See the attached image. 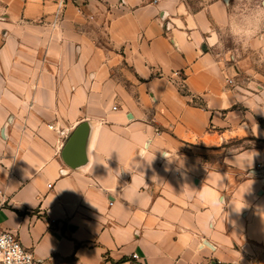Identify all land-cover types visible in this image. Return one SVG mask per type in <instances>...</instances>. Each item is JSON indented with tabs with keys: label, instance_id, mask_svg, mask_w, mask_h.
I'll list each match as a JSON object with an SVG mask.
<instances>
[{
	"label": "crops",
	"instance_id": "crops-1",
	"mask_svg": "<svg viewBox=\"0 0 264 264\" xmlns=\"http://www.w3.org/2000/svg\"><path fill=\"white\" fill-rule=\"evenodd\" d=\"M231 5L69 0L55 24L59 0H0V227L45 264L258 254L264 92L223 59ZM82 122L72 168L62 151Z\"/></svg>",
	"mask_w": 264,
	"mask_h": 264
},
{
	"label": "rangeland",
	"instance_id": "rangeland-1",
	"mask_svg": "<svg viewBox=\"0 0 264 264\" xmlns=\"http://www.w3.org/2000/svg\"><path fill=\"white\" fill-rule=\"evenodd\" d=\"M185 1L196 10L211 0ZM231 9L232 25L220 42L223 59L237 84L264 92V0H232ZM259 120L264 125V113ZM246 264H264V248Z\"/></svg>",
	"mask_w": 264,
	"mask_h": 264
},
{
	"label": "built area",
	"instance_id": "built-area-1",
	"mask_svg": "<svg viewBox=\"0 0 264 264\" xmlns=\"http://www.w3.org/2000/svg\"><path fill=\"white\" fill-rule=\"evenodd\" d=\"M68 1L59 0L58 10L55 14V24L61 19ZM73 1L75 2L76 0ZM180 75L181 72L176 71L172 77L175 79L180 77ZM0 193L2 192L0 191ZM3 201L0 204H3ZM134 257L137 258L138 255L134 254ZM0 264H45V261L37 259L34 252L24 246L16 232L0 227Z\"/></svg>",
	"mask_w": 264,
	"mask_h": 264
},
{
	"label": "water",
	"instance_id": "water-1",
	"mask_svg": "<svg viewBox=\"0 0 264 264\" xmlns=\"http://www.w3.org/2000/svg\"><path fill=\"white\" fill-rule=\"evenodd\" d=\"M89 131L90 125L88 122L79 124L62 151L64 161L72 168H77L86 162V140L88 139ZM263 171L256 172L261 173Z\"/></svg>",
	"mask_w": 264,
	"mask_h": 264
}]
</instances>
